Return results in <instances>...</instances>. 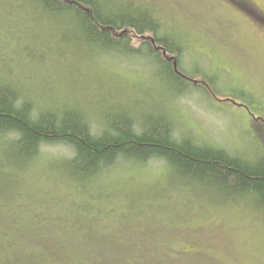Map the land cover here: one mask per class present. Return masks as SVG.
Wrapping results in <instances>:
<instances>
[{"label":"rangeland","instance_id":"1","mask_svg":"<svg viewBox=\"0 0 264 264\" xmlns=\"http://www.w3.org/2000/svg\"><path fill=\"white\" fill-rule=\"evenodd\" d=\"M153 2L162 6L166 24L184 37L180 63L198 69L188 73L193 79L205 76L207 82L211 77L209 90L192 83L174 93L182 85L160 79L163 70L146 47L126 55L81 48L66 57L52 53L46 63L33 59L38 51L34 38L14 23L0 22V71L17 76L19 85L36 93L37 102H78L94 117L95 126L97 118L103 121L118 108H128L143 120L166 111L176 137L188 135L198 143L254 157L262 145L251 124L264 111L247 106L246 97L252 106L264 108V40L230 19L226 4L209 9L182 0ZM26 27L33 29L30 23ZM37 36L46 41L42 34ZM224 93H233L228 101L237 104L226 103ZM241 103L246 107H239ZM38 165L29 186L47 161ZM40 181L30 189L64 194V201L53 207L62 209L69 221L81 214L83 229L96 234L101 244L129 248L127 254H118L123 264H264L263 215L244 202L203 205L201 198L206 197L198 186L195 193L184 189L157 160L144 166L117 163L82 196L72 194L57 171L46 170ZM75 198L84 211H77Z\"/></svg>","mask_w":264,"mask_h":264},{"label":"trees","instance_id":"2","mask_svg":"<svg viewBox=\"0 0 264 264\" xmlns=\"http://www.w3.org/2000/svg\"><path fill=\"white\" fill-rule=\"evenodd\" d=\"M161 7L153 0L127 8L118 0H101L93 22L77 15L64 0H0V22L14 23L26 37L34 38L38 51L33 59L46 63L50 55L66 57L81 48L126 55L146 47L163 70L160 79L181 84L170 69L180 59L184 37L166 24ZM27 23L33 29L26 27ZM154 30L151 38L139 39ZM133 31L138 36L129 39ZM37 34L46 41L38 40ZM207 79L204 89L209 90L212 78ZM18 81L10 71L7 76L0 74V123L11 129L0 136V264H123L118 254L129 252L127 247L101 244L96 234L83 229L81 214L69 221L62 209H55L53 204L63 202L64 194L30 189L32 172L43 160L47 168L41 175L46 170L57 171L69 191L81 196L117 163L131 161L144 166L157 160L184 189L195 193L198 186L206 197L201 198L203 205L244 202L264 217V146L247 158L198 143L188 135L176 137L166 111L143 120L128 108H118L103 121L97 118L94 127L93 118L78 102H37L32 90ZM183 83L187 87L174 93L184 92L192 81ZM230 95L233 93L222 95L226 103L231 102ZM246 105L264 111L252 106L248 96ZM56 146L62 149L59 154L51 151ZM41 183L39 177L35 184ZM73 205L78 212L85 210L80 199L75 198ZM134 255L142 257L141 251Z\"/></svg>","mask_w":264,"mask_h":264},{"label":"snow or ice","instance_id":"3","mask_svg":"<svg viewBox=\"0 0 264 264\" xmlns=\"http://www.w3.org/2000/svg\"><path fill=\"white\" fill-rule=\"evenodd\" d=\"M149 0H118L121 7L127 8L135 5L139 6L140 3L147 4ZM185 4H206L209 9L214 8L218 4H226L231 12L230 19H233L237 25H242L246 30L254 35H258L264 40V0H182ZM64 3L72 10L76 11L77 15H85V18L90 21H95L96 16L99 14L101 7V0H64ZM148 22V18H145V23ZM126 30V29H125ZM155 33V30L151 33L139 35V39L144 40L146 37L151 38ZM138 34L133 31L129 36V39L137 37ZM152 44H156V40L152 39ZM161 52L168 56L169 53L166 49L161 47ZM195 68H187L180 63L179 59L171 67L170 72L178 75L183 87H187L183 82L191 80L197 87L205 86L203 79H193L190 73ZM215 95V92H212ZM233 104H237L235 99L231 101ZM239 107H246L244 104H239ZM254 129V137L262 146H264V113H261L258 117H254L252 124ZM10 126H5L0 123V136H4L5 133L10 131Z\"/></svg>","mask_w":264,"mask_h":264},{"label":"bare ground","instance_id":"4","mask_svg":"<svg viewBox=\"0 0 264 264\" xmlns=\"http://www.w3.org/2000/svg\"><path fill=\"white\" fill-rule=\"evenodd\" d=\"M10 72H11V71H10ZM8 73H9V71H7L6 73H3V72L0 71V74H2V75H4V76H7ZM11 73H12V72H11ZM31 93L33 94V96H36V94H35L33 91H31ZM91 118L94 119V117H92V116H91ZM91 120H92V119H91ZM91 124H93V126L95 127V124L93 123V120L91 121ZM96 126H97V125H96ZM52 149H53V148H52ZM55 149H56V150H51V151L56 152V153H58V154L62 151V149H61L60 147H57V146L55 147ZM40 176H41V173H38V175L36 176L35 181H34V183H33V186L36 185L35 182H37L36 180L39 179Z\"/></svg>","mask_w":264,"mask_h":264}]
</instances>
